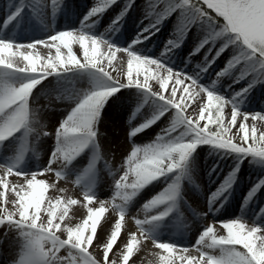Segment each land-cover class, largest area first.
Wrapping results in <instances>:
<instances>
[{"label":"snow or ice","instance_id":"1","mask_svg":"<svg viewBox=\"0 0 264 264\" xmlns=\"http://www.w3.org/2000/svg\"><path fill=\"white\" fill-rule=\"evenodd\" d=\"M135 7L136 0H95L86 11L67 0L0 7V246L15 249L10 264H133L146 241L148 264H264V93L255 95L264 90V0H148L150 22L141 19L127 37ZM58 14L75 16L79 27L57 30ZM174 15L172 38L149 50ZM37 92L48 101L42 112L69 102L51 131L31 106ZM125 115L128 148L114 167L101 127ZM246 165L255 172L247 179ZM105 173L111 195L100 199ZM45 174L71 178L80 197L38 178ZM205 176L211 188L202 205ZM241 182L240 213L220 219ZM75 205L86 214L73 223ZM106 214L113 223L98 255L90 249ZM209 216L212 223H198ZM129 219L136 230L120 245ZM193 229L195 243L186 246Z\"/></svg>","mask_w":264,"mask_h":264},{"label":"bare ground","instance_id":"2","mask_svg":"<svg viewBox=\"0 0 264 264\" xmlns=\"http://www.w3.org/2000/svg\"><path fill=\"white\" fill-rule=\"evenodd\" d=\"M68 3H70L74 8H76L78 11H86L88 6H91L92 3L95 2V0H67ZM7 0H0V7H6ZM148 3V0H136V7L132 9L131 14L127 17V20L123 26V31L126 34L127 37H132L135 35V32L138 31L137 24L141 19H144V23H149V19L144 16L145 13V5ZM114 15V12H109L107 15L104 16L103 24L99 26V31H103L104 28L107 27L110 18ZM154 22V18L152 20ZM176 24V17L175 15L164 21V23L160 26V31L156 34L155 38L153 39L152 43L148 45L149 50H151L155 45L160 44L163 41L168 40L169 38H172V33L174 31ZM56 25L57 30H60L66 26L71 25L72 27H79V20L76 19L75 16H65L64 14H58L56 17ZM29 35H33L32 33H29ZM35 38H42L38 33L34 34ZM195 31L192 32V34L189 36L188 41L184 45L186 51L191 47L194 39H195ZM78 47V46H77ZM75 50V49H74ZM42 53L46 54L47 50L41 48ZM186 55V52H185ZM117 56H120V53H117ZM202 59V56H198L196 60ZM196 61H193V64H195ZM119 63H116V67H119ZM212 78H215L214 72L211 73ZM226 79V78H224ZM243 83L236 87H243ZM262 93H264V90L260 89L259 87L255 91V95L257 98H259ZM47 99L41 94V92H37L36 95H34L31 98V106L34 110H37L39 112V115L41 116V122L46 123L48 125L47 130L51 131L52 126L57 122V120L60 118L61 109H65L68 107L69 102H65L63 104H58L56 106L57 111L55 113L48 111V112H42L39 111L41 106L47 104ZM191 107V106H190ZM252 108H255V110H258L259 107L257 105H253ZM260 110V109H259ZM227 116H230L227 115ZM127 122V115H125L123 118H120L116 120L115 122L111 118H106L105 124L101 127V132L103 133L101 144L105 150L106 158L109 159L113 166L116 167L119 165V155L120 152L124 151L126 148H128V145L124 142V130L123 125ZM134 126V125H133ZM52 141L45 139L44 143L45 145L50 144ZM116 151V157L113 159L112 151ZM47 153H44L41 155L40 159L44 160L46 159ZM35 163V162H34ZM58 166V165H57ZM245 179L249 175H254L255 172L253 169L247 168V165L245 166ZM43 179H48L50 183H58V186L60 188H65L67 190V194L80 197V191L79 189L75 188L73 184L71 183V178L69 180H56V177L54 174H45L44 176L38 177ZM11 180L15 181L16 178L10 177ZM112 183L111 177H109L106 173L103 176L102 181V191L105 193L104 195L100 196V199H107L111 192L108 190V186ZM203 187L204 192L201 193V203H203L206 200V195H210V191H208L209 188H211V184L208 182L207 177L205 176L203 178ZM214 190V189H213ZM244 183L241 182V184L236 188L233 200L231 204L229 205L227 211V215L220 216V219L225 218H234V215H237L240 213L239 209V202H241V194L244 191ZM49 194L55 195V191L50 189ZM9 197H11V193H7ZM147 198V197H146ZM140 203H143V200L140 201ZM140 204L136 205V208H138ZM136 208L132 209V213L135 214ZM255 209V206L253 205V209L249 210V215L246 216V219L251 222V211ZM86 214V209H83L80 205H75L70 210V216L73 218V223H75L78 219L82 218V216ZM109 215L108 222L102 221V226H98V239L94 241V245L91 247L90 250H92L95 254H101L102 249L99 247H96V245H101L105 240L107 234L110 232L111 224L113 223L112 216L114 214H106ZM212 217L209 216L207 220H200L198 223L200 224H207L212 223ZM135 225L134 222L129 219L126 222L125 225V231L123 235L120 238L119 244L122 245L124 242H126L125 237L127 235L128 231H135ZM3 232V229L0 228V233ZM198 232L193 229L192 232H187L184 234L183 237V243L188 246L195 243V235H197ZM119 246V245H117ZM153 250V245L151 244V241H146L143 243L142 250L139 251L138 254L135 255L133 264H148L150 260H153L154 257H152L151 252ZM15 249L12 247H9L8 245L0 246V264H10L11 260L14 258ZM193 255H196V253L193 251ZM111 255V253H110Z\"/></svg>","mask_w":264,"mask_h":264},{"label":"rangeland","instance_id":"3","mask_svg":"<svg viewBox=\"0 0 264 264\" xmlns=\"http://www.w3.org/2000/svg\"><path fill=\"white\" fill-rule=\"evenodd\" d=\"M252 110H255V108H252ZM225 113H226V115H229L230 114V106H226ZM258 126H264V122H259L258 123Z\"/></svg>","mask_w":264,"mask_h":264}]
</instances>
